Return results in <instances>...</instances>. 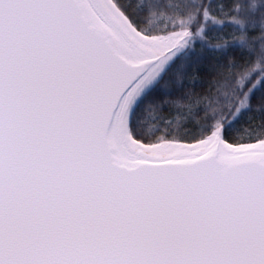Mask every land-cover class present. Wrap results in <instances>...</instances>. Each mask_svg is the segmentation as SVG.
I'll use <instances>...</instances> for the list:
<instances>
[{"label": "snow or ice", "instance_id": "snow-or-ice-1", "mask_svg": "<svg viewBox=\"0 0 264 264\" xmlns=\"http://www.w3.org/2000/svg\"><path fill=\"white\" fill-rule=\"evenodd\" d=\"M0 264H264V0H0Z\"/></svg>", "mask_w": 264, "mask_h": 264}]
</instances>
